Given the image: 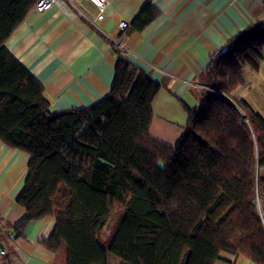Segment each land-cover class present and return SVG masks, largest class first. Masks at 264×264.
Instances as JSON below:
<instances>
[{
	"label": "trees",
	"instance_id": "trees-1",
	"mask_svg": "<svg viewBox=\"0 0 264 264\" xmlns=\"http://www.w3.org/2000/svg\"><path fill=\"white\" fill-rule=\"evenodd\" d=\"M35 2L0 0V139L29 155L17 233L54 217L41 242L58 264H216L222 251L264 264V117L239 97L244 119L223 95L245 84L243 65L259 70L264 24L209 55L192 89L197 105L184 106V130L169 145L148 130L163 82L110 39V91L49 110L40 82L5 45ZM157 13L146 0L126 30L143 31Z\"/></svg>",
	"mask_w": 264,
	"mask_h": 264
},
{
	"label": "crops",
	"instance_id": "crops-1",
	"mask_svg": "<svg viewBox=\"0 0 264 264\" xmlns=\"http://www.w3.org/2000/svg\"><path fill=\"white\" fill-rule=\"evenodd\" d=\"M96 1L76 0L77 8L68 4L72 14L57 5L32 8L5 45L40 82L53 112L86 106L110 91L117 54L109 39L115 41L118 49L127 50L129 60L163 82L152 100L148 130L169 145L184 130V106L197 105L192 89L200 86L197 77L209 55L249 24H264L262 0H151L156 17L143 31L128 32L119 22L130 24L146 0H103L101 6ZM28 159L0 139V264H58L41 242L50 235L54 217L29 220L19 234L12 227L25 215L15 197ZM216 264L255 263L222 251Z\"/></svg>",
	"mask_w": 264,
	"mask_h": 264
},
{
	"label": "rangeland",
	"instance_id": "rangeland-1",
	"mask_svg": "<svg viewBox=\"0 0 264 264\" xmlns=\"http://www.w3.org/2000/svg\"><path fill=\"white\" fill-rule=\"evenodd\" d=\"M261 61L262 64L259 72L252 70L248 65H243V75L245 79L251 80L250 84L245 83L246 85L244 84L239 86L237 91L230 95L223 93L225 98L237 108L239 114L244 119H247V117L245 116V112L236 101L237 98L242 96L244 97V99H246V101L251 105L254 110L261 113V115L264 117V59ZM258 172L261 176H264V165L259 168ZM116 207V210L119 211V206ZM116 210L113 211L108 224H111L114 220Z\"/></svg>",
	"mask_w": 264,
	"mask_h": 264
},
{
	"label": "built area",
	"instance_id": "built-area-1",
	"mask_svg": "<svg viewBox=\"0 0 264 264\" xmlns=\"http://www.w3.org/2000/svg\"><path fill=\"white\" fill-rule=\"evenodd\" d=\"M75 1L76 0H36L34 6H33V9L35 11H43V10H46L48 9L49 7L53 6V5H57L58 7H60L63 11L67 12V13H71L72 14V11H68L67 10V5L70 4L72 5L74 8H77L76 7V4H75ZM96 1V0H94ZM264 2V0H262ZM97 2V1H96ZM99 5L101 6L103 3V0H100L98 1ZM129 26L128 22L126 20H121L119 22V28L121 30H126L127 27ZM120 47V53L124 56L127 55V50L122 47V46H119Z\"/></svg>",
	"mask_w": 264,
	"mask_h": 264
},
{
	"label": "water",
	"instance_id": "water-1",
	"mask_svg": "<svg viewBox=\"0 0 264 264\" xmlns=\"http://www.w3.org/2000/svg\"><path fill=\"white\" fill-rule=\"evenodd\" d=\"M223 50L225 49V47L222 48ZM0 248H2V245L0 244Z\"/></svg>",
	"mask_w": 264,
	"mask_h": 264
}]
</instances>
